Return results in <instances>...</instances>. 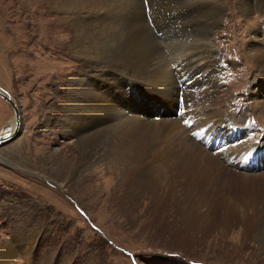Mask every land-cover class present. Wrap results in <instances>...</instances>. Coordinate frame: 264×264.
I'll return each instance as SVG.
<instances>
[{
  "label": "rangeland",
  "instance_id": "1",
  "mask_svg": "<svg viewBox=\"0 0 264 264\" xmlns=\"http://www.w3.org/2000/svg\"><path fill=\"white\" fill-rule=\"evenodd\" d=\"M193 1L169 2L173 18L159 24L153 36L189 40L199 20ZM221 1L207 34L219 84L207 112L221 114L199 113V104H187L198 112L189 113L180 91L167 90L173 91V101L165 89L144 87L135 79L130 86L126 81L124 94L137 114L169 102L165 109L153 108L150 119L176 121L200 149L205 141L191 137L193 122L206 121L204 131L207 126L217 130L210 151L247 147L240 157L228 158L235 166L224 165L232 175H251L264 169V160L257 158L264 154V0H247L251 10L246 12L242 0ZM142 2L147 11V0ZM183 11L191 12L187 21L181 19ZM43 18L22 0H0V87L10 94L22 122L21 130L0 144V255H5L0 264H264V251L243 228L247 213L237 212L233 221L226 217L233 210L222 209L219 201L204 204L196 191L190 200V187L178 185L164 162L150 164L152 180L143 189L120 187L118 168L103 161L77 169L80 147L60 124L66 119V80L77 72L74 67L87 68L67 54L70 43L56 21L43 23ZM171 67L177 70L179 64ZM186 80L183 76L175 85L182 89ZM11 119L9 104L0 98V125ZM229 125L235 134L226 136ZM250 156L256 165L249 167ZM132 195L135 201L128 204ZM8 242L10 252H3Z\"/></svg>",
  "mask_w": 264,
  "mask_h": 264
},
{
  "label": "bare ground",
  "instance_id": "2",
  "mask_svg": "<svg viewBox=\"0 0 264 264\" xmlns=\"http://www.w3.org/2000/svg\"><path fill=\"white\" fill-rule=\"evenodd\" d=\"M142 1L22 0L26 9L39 10L43 17L56 21L55 24L61 28L60 32L70 43L67 54L73 55L75 64L79 63L87 68L82 70L74 67L77 72L75 70L73 77L66 80L68 104L63 109L66 119L64 124H60L64 126L65 132L73 135L80 147L77 169L87 168L97 160L103 161L108 166L118 168L122 177V183L118 180L120 187L130 189L138 185L143 189L147 184L150 185L152 180L149 176L152 173L150 164L160 160L180 181L177 182L178 185L190 187L187 194L190 200L195 199L193 191H196L200 194L196 199L200 201L201 198L204 204L211 200L219 201L222 209L233 210L226 215L233 221L239 211L244 210L248 216L243 223L245 233L251 231L254 235L252 242L264 251V169L256 172L257 174L232 175L224 165L225 162L235 166V161H229L228 158L233 154L236 158L240 157L241 150L244 152L247 147L243 146L235 153L230 152L232 150L230 147L228 149V146L219 147L214 151H210L211 147L208 146H202L200 149V144H194L196 140L193 142L187 138L185 129L179 131L180 125L178 127L176 121L156 123L150 119L154 111L163 107V104L166 107L171 106L169 102H160L162 105L153 107L156 109L153 112L152 108L146 111L147 114L140 113V110L137 114L131 112L133 101L124 94L125 84L128 82L130 86L129 80L135 79L144 87L173 90L175 94L180 91L184 101L182 107L186 106L189 113L196 110L192 108V111L187 104H199V113L207 112L213 104V94L219 85L215 80L217 62L207 40L208 23L218 15L222 1L191 2L194 8H199L194 18L199 20L195 26L197 31L192 32L189 40L173 37L160 40L152 34L163 21L172 20L175 11L173 13L168 3H178L180 0H147V11ZM242 2L246 7L243 9L245 12L251 10L247 0ZM190 11H183L181 19L185 21ZM148 13L149 18L146 17ZM45 18L43 23H47L48 19ZM56 34H59V31L56 30ZM169 55L173 56L171 60ZM174 64H179L177 70L172 69ZM116 73H119V76H113ZM183 76H187V80L180 90L175 83L178 84ZM195 78L196 80H193ZM173 91L167 92L174 101ZM7 95L11 98L9 93ZM11 101L14 103L13 99ZM210 113L207 112L208 117L218 114ZM73 115H76L74 120ZM203 122H193L195 130L189 131L192 133L191 137L204 138L208 133L209 137L217 138L216 135L211 136L214 132L217 134V130H211V127L207 126L204 131ZM76 125L79 127L78 131ZM8 126V130L0 129L1 135L9 132L12 136L21 130L20 115L17 126L14 117L8 122ZM228 129L226 136L235 134L233 125H229ZM257 158L264 160V154L259 153ZM161 169L162 167L157 170L159 174ZM200 184L204 185L205 189L201 188ZM126 200L128 204H133L135 196L132 195ZM18 248L24 249L20 245ZM4 250L5 248L3 252ZM1 257L5 255L2 254Z\"/></svg>",
  "mask_w": 264,
  "mask_h": 264
},
{
  "label": "water",
  "instance_id": "3",
  "mask_svg": "<svg viewBox=\"0 0 264 264\" xmlns=\"http://www.w3.org/2000/svg\"><path fill=\"white\" fill-rule=\"evenodd\" d=\"M8 93L0 87V98H2L3 100L7 101L9 103V106L12 110L13 113V117L15 118V123L16 126L18 124V119H19V113L17 110V106L15 105V103H13L11 100V98L7 95ZM9 126L8 123L6 122L3 126H2V131L8 130ZM17 132V131H16ZM11 137V135L9 134V132H5L3 133V135L0 134V143L4 142L6 140H8Z\"/></svg>",
  "mask_w": 264,
  "mask_h": 264
},
{
  "label": "crops",
  "instance_id": "4",
  "mask_svg": "<svg viewBox=\"0 0 264 264\" xmlns=\"http://www.w3.org/2000/svg\"><path fill=\"white\" fill-rule=\"evenodd\" d=\"M6 122H4L3 124H5ZM3 124H1L0 125V127L3 125ZM1 129V128H0ZM10 244H9V242L8 243H6V246L4 247L5 248V250H4V252H6V251H9L10 252ZM12 251V250H11Z\"/></svg>",
  "mask_w": 264,
  "mask_h": 264
}]
</instances>
